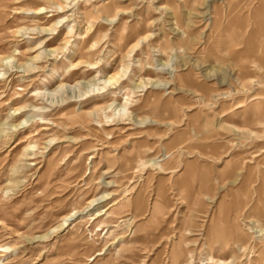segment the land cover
<instances>
[{
  "label": "rangeland",
  "instance_id": "obj_1",
  "mask_svg": "<svg viewBox=\"0 0 264 264\" xmlns=\"http://www.w3.org/2000/svg\"><path fill=\"white\" fill-rule=\"evenodd\" d=\"M262 27L264 0H0V264H264Z\"/></svg>",
  "mask_w": 264,
  "mask_h": 264
},
{
  "label": "bare ground",
  "instance_id": "obj_2",
  "mask_svg": "<svg viewBox=\"0 0 264 264\" xmlns=\"http://www.w3.org/2000/svg\"><path fill=\"white\" fill-rule=\"evenodd\" d=\"M68 0H65V2H67ZM107 3H105V5H106ZM57 6V8L59 9V10H64L65 9V7H64V5L63 4H57L56 5ZM99 7H101V6H99ZM41 9V8H40ZM101 9V8H100ZM58 11V10H57ZM105 13V10L103 9V10H100L99 11V14L101 15V14H104ZM115 17V16H114ZM97 18H99V15H98V17ZM108 18H110V17H108V16H106V17H104V19L106 20V19H108ZM112 18V17H111ZM111 20V19H110ZM112 20H114V19H112ZM111 20V21H112ZM108 22H109V19H108ZM261 33H264V29H263V27L261 28ZM144 39H146V37H142V38H139V40L137 41V45H139L140 43H141V41L142 40H144ZM263 40V39H262ZM136 45V46H137ZM8 60H10V58H2L1 59V62H4V61H8ZM73 68H76V66H74L73 65ZM154 71V70H153ZM173 70H172V73H169V74H171V75H173ZM174 77V76H173ZM175 77H177V76H175ZM178 78V77H177ZM114 82H115V80H114V78H109V79H107V80H105V82H104V84H108V85H113L114 84ZM163 82V81H162ZM160 86H162V85H160ZM164 86V85H163ZM141 88H143V87H141ZM127 101V100H126ZM124 107L125 106H123L122 108L124 109ZM120 108V107H119ZM121 109V108H120ZM154 123L155 124H158L157 122H155L154 121ZM156 163V162H155ZM150 165V164H149ZM97 216H99V214H97ZM1 250V249H0ZM221 262V261H220ZM207 263V262H206Z\"/></svg>",
  "mask_w": 264,
  "mask_h": 264
},
{
  "label": "clouds",
  "instance_id": "obj_3",
  "mask_svg": "<svg viewBox=\"0 0 264 264\" xmlns=\"http://www.w3.org/2000/svg\"><path fill=\"white\" fill-rule=\"evenodd\" d=\"M38 58V57H37ZM23 123V122H22ZM110 195V194H109ZM103 197H101V199H102ZM96 201L95 200H91V201H89V203H88V206L90 207L92 204H94ZM83 210H86V208L85 209H83ZM73 215L75 214V213H72ZM36 239H44V240H46V239H48V237L47 236H43V237H36ZM3 251H5V252H7V251H10V249H7V248H5V249H3Z\"/></svg>",
  "mask_w": 264,
  "mask_h": 264
}]
</instances>
